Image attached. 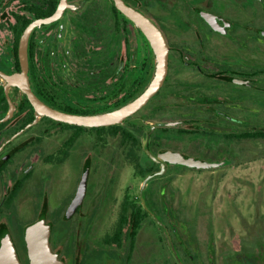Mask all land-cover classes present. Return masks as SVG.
I'll use <instances>...</instances> for the list:
<instances>
[{"label":"flooded vegetation","instance_id":"1","mask_svg":"<svg viewBox=\"0 0 264 264\" xmlns=\"http://www.w3.org/2000/svg\"><path fill=\"white\" fill-rule=\"evenodd\" d=\"M122 1L161 31L166 74L120 123L88 127L36 116L22 86L64 112L115 110L154 77L144 29L113 0H0V244L9 236L29 264L24 231L44 217L64 264H264V0ZM251 164L262 167L249 183L246 244L238 198L216 220L212 207L177 204V175ZM111 204L112 223L93 238Z\"/></svg>","mask_w":264,"mask_h":264},{"label":"water","instance_id":"2","mask_svg":"<svg viewBox=\"0 0 264 264\" xmlns=\"http://www.w3.org/2000/svg\"><path fill=\"white\" fill-rule=\"evenodd\" d=\"M113 1L121 9L127 12V14H129V16H131L136 21V23L144 29L147 36L152 42L156 55V69L154 77L148 87L134 100L115 110L97 114H77L64 112L48 106L37 96H35V94L28 86H22L23 91L28 95L35 108L36 116L47 115L59 121L88 127L105 126L113 123H120L123 118L141 107L151 96V94L155 92L162 84L167 70L168 47L161 31L157 27H155L142 13H139L127 7L122 0ZM9 79L14 84L19 81V78H17L16 76H10ZM161 157L197 167L210 165L205 161L184 157L180 153L173 151H166L161 155ZM76 201H79V199H76ZM24 234L29 264H64V262L58 257V254L51 248L49 240L50 225L46 223L44 217H40L36 221L30 223L25 228ZM0 264H22L18 257L16 248L9 236H5L1 240Z\"/></svg>","mask_w":264,"mask_h":264},{"label":"rangeland","instance_id":"3","mask_svg":"<svg viewBox=\"0 0 264 264\" xmlns=\"http://www.w3.org/2000/svg\"><path fill=\"white\" fill-rule=\"evenodd\" d=\"M241 146L245 149L255 148L258 150L260 148L259 144L256 142L255 147L252 146L251 142H245L241 144ZM259 151H256V153ZM249 155L247 154L244 157H240V159H248ZM262 167L260 164H251V166H243L240 165L239 167H230L224 168L219 170H203V171H187L186 173H181L177 175L176 185L178 189L183 192L182 194L185 195V199L183 201H177V204L182 205L185 209L191 207L192 209L197 207L198 204H201V208L204 207H212L214 209L213 220L221 218L218 213V209H221L224 204L226 205L229 201L231 196L235 197L239 202L240 207L243 209L240 215L241 225L239 226V234L241 237V242L247 243L249 238L247 237V223L244 222V219L247 218L246 216V208L248 207L249 199L248 195L251 190L250 184L252 181L257 182L256 178H254V174L256 175L258 170ZM235 172H239V175L243 177L240 181L237 178H234L236 175ZM94 183H96L95 178L93 177L91 180V187H94ZM261 187L264 188V183H261ZM116 197L115 199L120 198L121 188L120 185L118 189H116ZM214 197V199H213ZM205 198V199H204ZM113 200L112 202H114ZM193 213V212H192ZM190 213V214H192ZM113 208L112 204L109 206V209L106 210V213L101 214L99 216H95V221L92 227V230L96 233L93 238L99 239L105 230L109 228V224L112 223L113 220ZM234 223V220H230V224ZM236 225V224H235ZM151 225H147L143 229V239L144 241H149ZM160 240H164L163 243L160 244L163 247H159V255L160 257H164L168 255V247L167 243L165 242L166 237L164 233L159 230ZM146 247V245H145ZM150 250L149 248H146ZM216 254V250H215ZM160 264H166V262H161ZM216 264H226L221 262H216Z\"/></svg>","mask_w":264,"mask_h":264}]
</instances>
